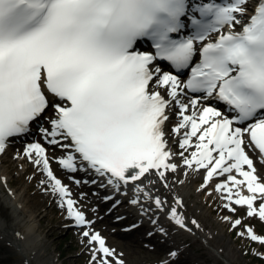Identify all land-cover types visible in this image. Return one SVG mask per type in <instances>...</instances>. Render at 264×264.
I'll return each instance as SVG.
<instances>
[{
    "label": "snow or ice",
    "instance_id": "1",
    "mask_svg": "<svg viewBox=\"0 0 264 264\" xmlns=\"http://www.w3.org/2000/svg\"><path fill=\"white\" fill-rule=\"evenodd\" d=\"M248 3L0 0V154L52 109L49 127L40 131L48 145L63 150L61 168L91 170L117 191L132 184V204L143 198L150 204L142 211L154 205L192 232L200 224L186 221L181 198L170 204L142 183L154 173L168 189L166 174L178 170L165 138L175 103L180 119L171 132L182 135L183 166L204 170L202 189L223 177L214 189L223 208L235 213V206H246L247 217L264 221V182L246 151L264 158V0L251 11ZM144 40L151 50H137ZM186 91L199 95L183 103ZM210 99L223 102L228 114L202 104ZM23 155L47 177L41 185L58 196V206L92 246L90 264H124L54 174L47 149L30 143ZM224 220L232 229L242 225L239 218ZM237 235L264 245V235L250 226Z\"/></svg>",
    "mask_w": 264,
    "mask_h": 264
},
{
    "label": "bare ground",
    "instance_id": "2",
    "mask_svg": "<svg viewBox=\"0 0 264 264\" xmlns=\"http://www.w3.org/2000/svg\"><path fill=\"white\" fill-rule=\"evenodd\" d=\"M253 6L254 5H251V8ZM249 7L250 4L248 3V8ZM249 10L251 11V9ZM159 90L161 91L162 94H165L167 96L164 89H159ZM182 102L188 103L189 101L184 102L182 100ZM172 105L175 104L173 103ZM188 114H191V110L189 111ZM179 119L180 117L178 115V107H177L176 116L173 119V124L171 125V127H174L178 123ZM168 126L169 125H166V127ZM169 132L171 133V136L166 135L165 137L168 141V145L171 150V147L172 148L174 146L179 147L178 141L182 138V135L181 136L175 135L174 133L171 132V129H169ZM24 144H30V143L26 142ZM27 146L28 145H26V147ZM192 150L193 149H189L188 153H185V155H188ZM250 154L251 153L248 152V155ZM14 156L21 157L23 155L21 154L17 155L15 153ZM258 157L259 159H261L260 161L264 163V159L259 155ZM4 158L6 157H0L1 179H4L6 175V169L4 168V163L8 162V159H4ZM172 162L177 163L179 167L176 173L169 172L171 173L170 174L171 177H169L168 175L169 173L166 174L167 182L170 185L168 189H165L163 187V182L160 181L159 178L154 173L148 174L146 178L143 179L142 183L146 189L152 192L153 195L161 196L162 199L167 200L168 203L170 204L173 203L174 197L181 198L185 205V207L181 211L184 213L186 221L196 219L195 215L191 214L192 211L191 207L197 205L198 204L197 202H199L200 200L198 198V193L201 190V188L199 189L198 184L200 182L204 183L203 181V177L205 175L204 170L192 171L186 169L183 166L182 159L179 157V155H174ZM64 171L68 172L67 170ZM223 179H224L223 177L214 178L209 183L207 187L208 190H212L211 188L215 189V185L219 182H222ZM8 181L10 183L12 182L11 179H9ZM180 181H183V183H181ZM3 187L4 186L0 182V261L5 260L4 255H6L7 259L11 260L12 262H15V264H46V262H50L49 261L50 258H46L45 256L48 245L47 238L51 236V234L54 231L60 230L62 228V225L58 224L56 226H46V228H44L45 230L41 229V226L39 224L41 220H43L42 218L45 217V215H42V213L47 212L46 207L44 206L45 200H48V198H46L47 195L41 196L38 201L37 200L34 201L35 199L34 195H32L31 198L26 197L27 189L25 187H23L22 189L20 188L13 189L14 190L13 197L9 196L6 193H3L2 192ZM81 187L84 189L85 192H87V198L90 200V202L95 207V209L98 210L100 213L106 212L103 213L102 220H106L110 224L111 223L110 219H112L114 215L117 213V208L115 207L114 209L110 210L109 205L111 203L108 204L100 203L99 197L104 194L103 191L99 190L98 195L94 196L92 193V190L94 188L88 187L84 184H81ZM133 187L134 186L132 184L128 185L127 187L124 186L121 187V189L123 190L122 191L123 194L130 201L135 198ZM28 189L32 190V187L28 186ZM212 193H214L213 190ZM245 194H247L246 191ZM215 196L221 199V193L215 191ZM36 202L42 205V208L39 212L35 211ZM149 204L150 202H147L143 198H141V204L135 205V208L140 212L144 220L153 221L154 219H157L159 222L161 221L171 222L164 213L155 210L154 205H151V210L142 211V207L143 209L147 210L149 208ZM198 205L196 209H199ZM245 209H247L246 206ZM199 211L201 212V210ZM199 217H201V215ZM134 218L135 217H133L132 219ZM149 218H151V220H149ZM222 219H224V217H222ZM197 222L200 224V228L199 229L193 228L192 232L182 230L178 226H176L173 222L172 223L175 228H178L175 229L177 234L186 237L193 236L195 238H199L201 241L205 242L207 246H209V244H211V238H210L211 233L210 232L206 233L203 230V227L204 228L206 227L204 225H201L199 220H197ZM146 226L148 225L145 224L143 227ZM120 236L125 241L135 242V237L133 236V234H120ZM217 239L218 237L216 238V240ZM150 240L154 241V237H152ZM217 254L221 256L219 251ZM225 261L229 262V260L227 259H225Z\"/></svg>",
    "mask_w": 264,
    "mask_h": 264
},
{
    "label": "rangeland",
    "instance_id": "3",
    "mask_svg": "<svg viewBox=\"0 0 264 264\" xmlns=\"http://www.w3.org/2000/svg\"><path fill=\"white\" fill-rule=\"evenodd\" d=\"M264 172V169L262 170ZM10 178H14L13 187L15 188H23L26 182L23 179H19L17 175H19V170L16 168L14 171L8 174ZM16 178V179H15ZM25 196L27 198L31 194V190L26 188ZM201 193H199L198 198L200 199L197 202L199 209H196L197 205L191 207V214L195 215L196 219L199 220L201 225H204L203 230L206 233H211V244L207 246V244L203 241L193 240V247H186L185 251L188 253L187 256L189 260L193 262L185 263L184 261L179 264H257L255 262L254 257H264V254H260L257 251L264 250L256 245L254 242L247 238H241L237 235L238 231H243L244 226L254 227L255 230L264 235V225L260 223L258 219H245L246 214H243V211L239 214V211L234 213V219H241L242 225L238 229L231 230V225L229 223H225L221 220V217L224 214H218L219 211L223 212L222 208L217 203L210 204V199L203 200L201 197ZM213 199V198H212ZM38 201V197H35L34 201ZM47 204V201L44 203ZM218 207V208H217ZM40 203H35V211L41 210ZM201 210V212L199 211ZM46 211L49 212L48 215L46 213L45 217L42 218L40 222L41 229L46 228V226L55 225L58 219L57 215L52 216L51 211L46 208ZM228 212V210H227ZM201 215V217H199ZM40 218V217H39ZM221 220V221H220ZM45 230V229H44ZM44 232V231H43ZM44 234V233H43ZM69 233H66L63 230L54 231L51 236L47 238L48 245L45 256L57 258L58 254H60V258L56 259L53 264H84L83 256H78V254L82 251L79 248H74L75 243L71 240ZM218 239L216 240V238ZM110 243L113 245H117L118 248L125 254V263L127 264H155V259L158 257V253L150 252L146 249H142L140 246L135 247V243L124 241L121 238L116 236L110 237ZM133 245V246H129ZM199 249V251H197ZM220 252L219 256L217 253ZM166 252V251H165ZM83 255V254H82ZM225 259L229 260L226 262ZM264 260V258H263ZM11 260L7 259L6 261L0 262V264H14ZM48 264V262H46ZM261 264V263H259ZM264 264V263H263Z\"/></svg>",
    "mask_w": 264,
    "mask_h": 264
}]
</instances>
